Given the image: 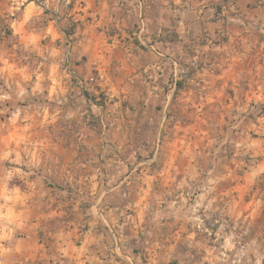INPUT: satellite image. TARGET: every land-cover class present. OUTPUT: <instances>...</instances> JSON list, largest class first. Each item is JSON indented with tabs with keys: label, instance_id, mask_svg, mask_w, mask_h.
I'll list each match as a JSON object with an SVG mask.
<instances>
[{
	"label": "rangeland",
	"instance_id": "obj_1",
	"mask_svg": "<svg viewBox=\"0 0 264 264\" xmlns=\"http://www.w3.org/2000/svg\"><path fill=\"white\" fill-rule=\"evenodd\" d=\"M25 1L0 0V264H78L83 233L119 207L148 234L113 243L116 264H264V0H164L169 45L148 32L158 7L117 0L133 25L112 45L153 52L143 75L103 86L81 67L58 101ZM35 1L71 42L93 19L88 0Z\"/></svg>",
	"mask_w": 264,
	"mask_h": 264
},
{
	"label": "crops",
	"instance_id": "obj_2",
	"mask_svg": "<svg viewBox=\"0 0 264 264\" xmlns=\"http://www.w3.org/2000/svg\"><path fill=\"white\" fill-rule=\"evenodd\" d=\"M128 1L131 3L133 2V0ZM148 1L151 3L152 8H159V12L154 16L150 15L151 17L148 19V32L156 33L164 37L160 41V44H175L178 39L169 40L166 30L167 27H170V19L174 16V12L169 10V7L162 6L164 0ZM222 1L225 3L230 0ZM88 4L89 9L87 10L85 8V10H87L93 19L89 22L90 24L83 29V36L80 37L77 33L78 40L71 42V37L63 31L64 26L57 24L58 21L56 18H46L48 13H46V10L38 5L35 0H26L23 3L20 19L24 25L25 43H28L29 40V45H31L33 37L35 36V42L37 44L39 42L42 51L46 53L45 57L47 61L44 62L46 64V69L48 66L50 67L51 64H55L53 66H55L56 70L48 71L45 69L40 75L42 81L46 83L45 85L44 83L41 85L49 86V89L52 90L51 93L55 91L56 101L60 100L64 93L74 91L78 88L77 79L80 75L79 71L81 67H83L87 76L94 71H98L102 79L101 84L106 86L112 78V71L118 69L119 71L126 70L127 76L124 77L132 80L140 78L143 75V54L149 55V57H153L152 54L154 55L153 52L145 50V48L133 54L125 53L122 55L120 52L121 48H115L116 46L112 45L113 37L109 34L111 29H119L121 33H118V37L122 36V38L132 34L133 16L121 10L117 0H88ZM218 8L221 9L220 7H217V9ZM78 16L79 15L74 16L73 19L77 20ZM38 20L41 22L40 25H35ZM64 45L66 47L70 45L71 49L69 47V50L65 52ZM112 50L118 54L116 58L121 57L119 60L115 61L111 59L108 52ZM81 55H86L88 57L84 66L77 63ZM51 59H54L55 62L53 63ZM66 61L74 68L72 71H68V67L63 69V64L60 66L61 69H58L57 64L59 62L60 64L65 63ZM111 64H113L114 67H112ZM115 77L117 80L120 78V76L118 77L117 75H115ZM92 222H99L101 227L83 233L85 240L82 242V246L78 247L79 250L76 256L78 264H111L112 262L116 264L119 262V258L117 255L111 254L110 251L113 243H115V245H122L123 248L125 243L128 246L127 230L129 228L135 233L136 240H138L139 235L146 236L148 234L145 227L141 224L142 218L140 219L139 216H135L132 220V223H135V225L128 227V224L131 222H129L127 216L123 215L120 207L115 210V214L102 219L100 218V220L95 217V221ZM174 222L175 220L172 219L164 221V223L169 224V227ZM155 233H157L158 238H161L159 230ZM176 233L177 231L173 227L167 239H174ZM118 240H120V242ZM159 248H161V250L163 249L162 246H158L154 248V251L158 252Z\"/></svg>",
	"mask_w": 264,
	"mask_h": 264
},
{
	"label": "trees",
	"instance_id": "obj_3",
	"mask_svg": "<svg viewBox=\"0 0 264 264\" xmlns=\"http://www.w3.org/2000/svg\"><path fill=\"white\" fill-rule=\"evenodd\" d=\"M77 27H78V25L75 24L74 27H73V30L75 31V29H76ZM63 31L65 32V34H67V35L69 34L68 31H66V30H64V29H63Z\"/></svg>",
	"mask_w": 264,
	"mask_h": 264
}]
</instances>
